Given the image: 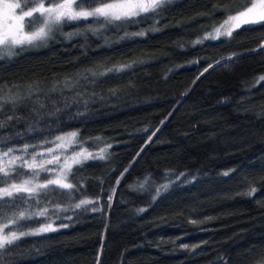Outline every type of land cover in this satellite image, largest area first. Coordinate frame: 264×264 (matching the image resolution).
Listing matches in <instances>:
<instances>
[{"label": "trees", "instance_id": "1", "mask_svg": "<svg viewBox=\"0 0 264 264\" xmlns=\"http://www.w3.org/2000/svg\"><path fill=\"white\" fill-rule=\"evenodd\" d=\"M241 3L168 0L136 23H66L0 61V151L27 161L66 132L78 133L66 155L111 145L107 159L73 165L70 198L50 186L4 209L47 208L10 229L54 221L57 231L6 245L0 264H264V24L209 36ZM19 163L8 183L59 171ZM97 197L86 207L99 211L74 208Z\"/></svg>", "mask_w": 264, "mask_h": 264}, {"label": "snow or ice", "instance_id": "2", "mask_svg": "<svg viewBox=\"0 0 264 264\" xmlns=\"http://www.w3.org/2000/svg\"><path fill=\"white\" fill-rule=\"evenodd\" d=\"M166 2L168 0H24V3L17 2V0H0V61L6 58L11 60L17 49L23 50L25 47L38 46L40 42L48 39L50 34L55 29L62 27L63 24L88 21L89 19L103 24H113L116 22L136 23L137 18H143L146 14H157V10ZM224 11H234L235 14L228 15L220 27L215 29L214 34H209L211 39H217L221 35L231 36L232 31L240 28L241 25L264 24V0H242L239 8L224 9ZM26 27L30 30L26 31ZM88 30L96 31V29L91 28ZM144 34L140 32L135 35L142 36ZM209 36H205V39H208ZM195 43H202V41H196ZM260 47L264 49V43ZM222 59L230 60L231 57ZM132 67V64L121 65L113 69H107L105 72L99 73V75L104 76L109 72H123ZM207 70L206 68L205 71ZM93 75L95 76L96 73H93ZM259 79L264 80V76ZM5 99L3 95H0V102ZM2 111L3 103H0V113ZM13 119L14 117L12 116L7 117L8 122H11ZM3 127H5V123L0 121V128ZM77 135L78 133L69 134L72 138H75ZM63 139V137H57L58 141H62ZM96 139L99 140L100 138ZM27 147L25 145V149ZM110 147V144L107 145V148ZM107 148L100 149L95 154L90 152L74 153L71 157H65L63 163L60 162L59 157L50 159L48 163L59 165V171L54 178L47 179L46 183L43 184H36L31 180H22L19 184L8 183L13 173L19 175L17 171L18 161L20 162L18 165L20 169H31L36 176L39 175L40 171L51 172L53 169L46 167L44 164H36L35 155L32 156V160L29 162L23 160L20 156H15L13 154L15 149L13 148H8L7 151H0V183L6 185L0 188V220H7L6 223L0 225V249H4L6 245H13L21 237L57 231V227L54 226L55 222L52 221L42 224L39 228L26 232L22 231L19 234L11 230L5 233V229H10V226L18 224L19 221L34 220L37 217H47L48 215V209L43 208L35 213H30L27 210L14 212L11 217H8L4 212L5 208L11 210L18 208L20 204H24L28 200H35L40 192L48 190L50 186L54 189L66 190L64 194L70 198L73 192H79L78 185H80L79 180H77L76 184L68 182V177L72 174L73 165H83L89 159H107L105 155ZM48 151L53 152L54 150L49 149ZM224 175H227V173ZM116 183L118 184L119 180ZM162 187L166 189L167 185H163ZM255 192L256 189L253 188L247 195L251 196ZM111 198V195H109V202ZM98 202L99 197L96 199H81L79 203L74 205V208L80 209L83 207L86 211H99L100 209L96 207H92L91 209L86 207L88 205H95ZM54 207L60 208L59 205H54ZM139 211L142 212L144 209H140ZM57 218L59 219V217ZM59 227H68V225L61 223ZM3 254V252H0V262H2Z\"/></svg>", "mask_w": 264, "mask_h": 264}, {"label": "rangeland", "instance_id": "3", "mask_svg": "<svg viewBox=\"0 0 264 264\" xmlns=\"http://www.w3.org/2000/svg\"><path fill=\"white\" fill-rule=\"evenodd\" d=\"M234 14H229V15H234ZM227 17H228V15L211 31L212 34H214L215 29L216 28H219L220 25L227 19ZM26 31H28V30H26ZM221 31H223V29H221ZM71 133H74V132H66V133L60 134L58 137H63L64 139L62 141H58L57 138H56L54 140V142L51 143L50 146L37 149L35 151V154H34L36 156L35 163L38 164V165L39 164H44V165L46 164V165H48V166L45 165L46 167H51L52 164H49L48 161L50 159H53L54 157H59L60 158L62 156L63 158L61 159L60 162L63 163L65 157H71V156L74 155V153H77V152H85V153H89L90 152V153H93V154L96 153L95 149H88V148L83 147V148L76 149L74 151H70L68 153V155L64 154L63 149L64 148H67L68 145H70V143H72L73 140H74V138H72V137L69 136V134H71ZM49 149H53L54 151L53 152H49L48 151ZM101 149H104V147H102ZM38 154H42V155H38ZM17 156H19V155H17ZM31 160H32V157H30L29 159H27V161H29V162H31ZM4 223H6V222H4ZM2 224L3 223H1L0 225H2ZM10 230L11 231H16L17 234H19L21 232V231H17V230H13V229H5L4 231H5V233H7Z\"/></svg>", "mask_w": 264, "mask_h": 264}]
</instances>
